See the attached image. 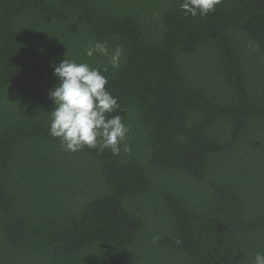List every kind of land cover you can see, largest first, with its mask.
Returning <instances> with one entry per match:
<instances>
[{"label":"trees","instance_id":"1","mask_svg":"<svg viewBox=\"0 0 264 264\" xmlns=\"http://www.w3.org/2000/svg\"><path fill=\"white\" fill-rule=\"evenodd\" d=\"M181 3L0 0V264H253L264 251V0L206 17ZM96 40L122 46L119 69L86 55ZM67 57L108 78L130 151L69 152L50 135Z\"/></svg>","mask_w":264,"mask_h":264},{"label":"clouds","instance_id":"2","mask_svg":"<svg viewBox=\"0 0 264 264\" xmlns=\"http://www.w3.org/2000/svg\"><path fill=\"white\" fill-rule=\"evenodd\" d=\"M222 0H182L180 8L185 16L206 17L216 10ZM89 58H106L103 72L109 65L119 69L124 57L120 45L110 48L108 41L89 42L86 48ZM53 75L60 83L49 91V98L54 102L51 111L50 135L59 138L64 151L78 152L85 147L110 149L114 156L130 151L127 138L129 126L118 113V98L108 90V78L100 68L88 63H78L68 57L53 65ZM157 238H153L156 243ZM179 244L180 241L177 240ZM253 264H264V251H257Z\"/></svg>","mask_w":264,"mask_h":264}]
</instances>
